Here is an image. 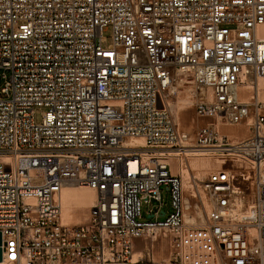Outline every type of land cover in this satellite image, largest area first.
I'll list each match as a JSON object with an SVG mask.
<instances>
[{"label":"built area","instance_id":"built-area-1","mask_svg":"<svg viewBox=\"0 0 264 264\" xmlns=\"http://www.w3.org/2000/svg\"><path fill=\"white\" fill-rule=\"evenodd\" d=\"M0 74V264H264V0H0ZM179 76L198 116L250 118L248 136L180 131ZM199 156L221 166L196 189L206 223L190 225L170 161ZM66 186L95 192L82 225L59 222ZM157 230L173 235L169 263L134 258Z\"/></svg>","mask_w":264,"mask_h":264},{"label":"rangeland","instance_id":"rangeland-1","mask_svg":"<svg viewBox=\"0 0 264 264\" xmlns=\"http://www.w3.org/2000/svg\"><path fill=\"white\" fill-rule=\"evenodd\" d=\"M103 37L105 38V42L103 44V47L106 48L111 44V30L110 28H107L103 32ZM1 75V74H0ZM3 85V81L0 76V87ZM173 91L171 92V95L168 99L169 104V110L175 120V123L180 131H184L188 133L189 137L194 138L195 137V130L198 127L207 126L210 124H216V128L221 136H225L228 139L229 143H235L237 141L243 140L248 136V125L251 123L252 119L248 118L242 124H236V125H230L227 122H224L223 120L213 118L209 119L206 117H200L198 116L194 111V105L196 103V96H198L200 90H197L196 87L189 83L187 79L184 77H178L176 82L173 85ZM258 95L262 102H264V80H259L258 83ZM247 89V91L245 90ZM244 91V92H242ZM249 91V92H248ZM242 94H240V93ZM239 96L241 95L240 99H247L250 95V90L248 88H241L239 89ZM261 93V94H260ZM244 96V97H243ZM263 96V97H262ZM187 103V104H186ZM36 122L40 121V116L36 115ZM193 125V126H192ZM246 132V133H245ZM237 134V135H236ZM200 159V158H209L212 162H215L218 160L216 157H191V158H182V159H172L170 161V167L171 172L173 174L179 175L181 177L182 181V192H183V201H184V216H185V222L190 225H203L206 223V211L205 206H202L197 197L195 196L196 189H199L200 183L194 182L193 175L194 172H190V175H186L185 171L186 166L188 162L191 161V159ZM175 163L177 165V168L182 170H173L172 164ZM184 168V169H183ZM211 171V170H210ZM208 174H204V180L208 177V175L211 172H214L215 170L211 171ZM183 172V173H180ZM185 173V174H184ZM193 173V174H192ZM206 175V176H205ZM188 176V177H187ZM190 176V178H189ZM206 177V178H205ZM193 180V181H192ZM70 187V186H69ZM76 187L75 189L78 191H83L85 189H78L79 186H71ZM87 190V189H86ZM246 197L243 201L244 206H248L251 203V191L250 189L247 190ZM91 207V206H90ZM82 210V212L75 210L70 217L69 220H67L64 216H60L62 222L69 226H77L82 225L87 221V216L89 212V208ZM159 207V203L157 202H151L146 203L143 205V218H147L148 211L152 210L155 211ZM160 210L165 212L166 214H169L170 209V199L168 192L165 190V187H161V203H160ZM207 209V208H206ZM160 220L164 219V216L159 217ZM66 220V221H64ZM60 222V221H59ZM172 234L165 230H157L155 233L154 238L148 237L146 235L136 239L134 241V251H140L141 255L144 257L146 252H149L151 258L155 262H164L169 263L170 256L175 253V249L173 248V241H172ZM137 249V250H136Z\"/></svg>","mask_w":264,"mask_h":264},{"label":"bare ground","instance_id":"bare-ground-1","mask_svg":"<svg viewBox=\"0 0 264 264\" xmlns=\"http://www.w3.org/2000/svg\"><path fill=\"white\" fill-rule=\"evenodd\" d=\"M245 90L247 91V89H245ZM242 92H244V91H242ZM240 94H242V93H240ZM240 97H241V95H240ZM240 124H242V123H240ZM125 142H127V143H138V144L141 143V141L138 139H126ZM171 164H172L173 170L178 169L177 168L178 164L177 165L175 163L174 164L171 163ZM220 166H221V162L219 160L216 161V159H215V162L214 161L212 162L209 158H200V159L193 158V159H191L190 162H188L187 166L185 167L186 170H184V171H185L186 175H190V176H191L190 172L191 171L194 172V175H193L194 182L201 183L204 180V174L206 172L209 173L210 170L211 171L217 170L220 168ZM180 169L182 170V168H180ZM180 169H178V170H180ZM180 173H183V172H180ZM208 173H206V174H208ZM190 176H189V178H190ZM75 188L76 187L73 188L71 186L70 187L66 186L61 190V193H60L61 214L67 220L70 219L72 214H74L73 212L75 210L82 212V210L88 208V206L89 207L92 206V204L95 202V192L93 190H91L87 187H77L78 189H85L83 191L82 190L78 191ZM204 206H205V210L207 211L209 206L206 203H204ZM61 218H59L60 223L62 225H66L62 222ZM64 221H66V220H64ZM133 254H134V258L138 259L141 256V250L140 251H134Z\"/></svg>","mask_w":264,"mask_h":264},{"label":"water","instance_id":"water-1","mask_svg":"<svg viewBox=\"0 0 264 264\" xmlns=\"http://www.w3.org/2000/svg\"><path fill=\"white\" fill-rule=\"evenodd\" d=\"M0 246H1V235H0ZM2 260V251H1V248H0V262Z\"/></svg>","mask_w":264,"mask_h":264}]
</instances>
